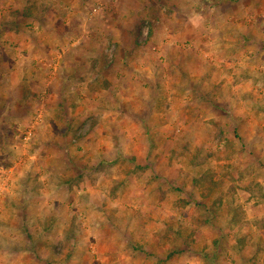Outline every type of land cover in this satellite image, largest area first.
I'll list each match as a JSON object with an SVG mask.
<instances>
[{
  "label": "rangeland",
  "instance_id": "1",
  "mask_svg": "<svg viewBox=\"0 0 264 264\" xmlns=\"http://www.w3.org/2000/svg\"><path fill=\"white\" fill-rule=\"evenodd\" d=\"M211 1L182 0V2L171 3V0H155L151 3L154 6L152 9L155 8L151 16L146 15L140 17L138 22L132 21L120 25L118 23L119 17L116 14L110 15L107 12L111 3H108V0H93L92 3H95L93 9H90L91 6L86 8L87 0H82V4L77 7V9L83 10L82 17L79 19L81 22L79 24L72 22V26L76 25L73 28L70 26L71 24L68 26L63 21L68 16V9H70L64 2L59 3L58 0H23V2L19 0H0V48L3 50H1L3 54L0 53L3 55V60L0 61V93L2 94L0 97L6 98L4 96L7 93L11 94L14 91L15 100L19 103L22 99L19 97L22 94L16 93V91L21 88V85L30 84L33 87V94L26 95L29 101L24 108L14 102V97H12L13 99L7 97L9 102L12 101L10 116L20 118V121L12 123L13 125H0V264L1 262L4 264H12V262L14 264H22V262L28 264L33 255L30 252L24 254V251L20 250L24 246L28 247L33 243L38 248L44 245L50 247L44 249V252L40 251V255L36 253L34 259L36 264H63L62 259H64L67 250L64 249L60 253V250L58 252L54 251V247H58L63 242L62 238L66 231L60 232V230L53 229L45 233L34 231L35 225L49 227L50 222L52 223L51 218L45 221L33 220L32 223L29 220L30 229L33 228L32 231H34L31 234L18 229L17 225L20 224V220H15L12 224L1 222V220H4V217L1 216L6 214L4 210H9L6 205L10 202L12 204V199L16 198L13 195L15 193V190L13 193V189H18L21 185L19 181H23L30 173H33V180L37 179V182L33 181L28 184L32 189H36L38 183L41 182L38 178L47 182L45 188L42 186L43 183H40L42 189L39 190L40 193L36 195L34 200V202H37L35 208L41 202L43 203L42 210L43 208L49 210L50 213L48 214L58 211L59 219H61L62 214L65 216L68 213V210L67 212L62 211L61 200L71 198V204L74 205L69 208L72 209V212H80L79 209L82 208L80 199L83 196L80 194H83L82 192L85 189L83 185L79 186L76 183L79 177L73 179L75 173H70L67 166L70 162L72 167L88 164L90 161L88 155L98 154L101 145L99 140L104 137L103 134H107L104 133L102 127L93 128L91 123L93 115L88 113L90 112L89 109H82V107H85L88 102H94V100H97L100 104H104V102L111 104V101L105 100L107 93L104 95L99 94L95 99L92 97L90 88L93 87L97 90L98 87H108L103 80L104 78L107 80V77L111 76V72L117 69L120 62L127 66L128 75L122 76L120 80L117 78L119 81H116V86L118 85V89L122 93L114 94V97L117 101H120L119 103L121 101H143L148 104L153 102L155 103L153 111H160L167 115L168 121H159L151 129L153 137L150 140V145L153 151L148 161L154 164L155 172L162 173L160 176L163 175L165 181H169L175 186L181 185L184 188L170 187L165 194L175 198L172 200V208L175 213L172 219L154 222L157 223L154 226V220L151 217L148 219L143 218L137 212L126 214V218H135L136 232H150L148 231L150 226V228L153 226L156 232L162 228L164 232L168 233V239L175 244V248H177V242L183 236V233L189 238L188 232H194V230L197 232L200 226L210 227V232L215 229H219L221 232H264V228L260 225L262 218L246 220V207L255 209L260 205L264 207V157L258 156L259 153L261 154L262 149L264 151V146H262L264 143L260 142L257 145V141L248 140L249 138L242 136L245 135L244 127L246 125L241 124V122L239 124L233 123L232 120H245L247 116L246 111L240 106L242 103L237 102L235 103L236 107L230 108L229 114L232 115V118L227 117L229 124L220 126L225 128L224 131L219 129L213 119L204 120V113H208V116L213 115L214 110L211 105L203 106V108H206L205 112H202L203 114L197 112L195 115L192 114V110L188 111L184 107L187 106L184 94L185 88L187 89V86L190 85L189 77L183 74V65L176 66L182 69H176L173 63L172 66L170 65L167 55L168 49L165 50L166 48H172L174 53H179L182 50L192 52V55L200 58L199 62L203 66L202 70L205 68L204 64L216 63L214 60L216 52L212 49L211 45L213 43L211 42L221 38L220 31L219 33L216 32L214 27L218 23L216 20H219L220 13L215 9H213V12L210 10L212 6L209 5L211 4L209 2ZM221 1H223L220 2L221 6L229 11L226 16H232L233 11L227 7L230 4H226L228 0ZM205 3L209 11L203 13L209 17L208 26L212 25V27L208 28L209 30L195 29L188 34V37L191 36L190 38L195 39L194 41L199 39L198 41H205L206 43L201 45L195 43L188 46V44L182 42L184 40H181L182 31L178 30V26H173L169 21L171 20L170 15H174L172 10L168 12L163 9L173 6L176 10L179 4H181L179 6L181 9L188 6L194 9ZM150 7L148 1L144 0L142 9L148 11ZM15 8L20 9L16 10ZM194 13L192 12V14ZM203 13L200 16L202 21L206 17ZM1 22H5L6 25L2 26ZM198 31L206 35H199ZM233 32L234 34L231 33L233 38L240 37L238 29H234ZM16 35H19L24 41L45 39V42H43L45 47L41 41L40 44L31 42L29 49L27 47L25 50L18 49L16 51V47L11 43ZM158 38H164L162 42H165V40H172V42H165V48L164 43H157ZM225 38H228V36ZM250 41L253 42L252 47H250L253 48L252 53L246 45L238 50L239 57L235 59V62H237L236 66L238 65L239 71L236 69L235 72L237 74L239 72V74L235 75L239 76L238 79H244L245 74L246 77L253 79L254 85L258 87V91L253 97L247 93L239 95V100L253 102L255 106L250 110V114L257 117L256 114L261 111V108L258 109L256 105L264 104V92L261 90V88H264V70L261 69L264 48L256 44V40ZM209 42L211 44H208ZM9 49L11 51L8 55L14 54L16 60H12L11 57L7 56L6 50ZM220 52L224 53L225 51L220 50L218 54ZM97 59L102 60L101 65H99L100 70L94 68L96 63L94 64L93 60ZM218 60L217 62L220 63L221 59ZM248 65L251 66L248 67ZM27 69L28 71H26ZM250 69L254 70L252 76L246 73ZM77 70H79V73L76 72ZM105 70L106 75L103 76L101 71ZM185 70L187 69L185 68ZM19 71L26 74L32 73L29 81L27 80L28 82L26 81L28 78L20 76ZM226 71L229 72V69H226ZM90 79L92 80L90 81ZM202 79L206 81L207 86H213L210 95L214 97V92L220 83H215V80L209 82L205 80L207 77H194L191 81L192 86L193 83L199 85V81L201 82ZM96 83L103 84L96 85ZM214 83L216 86L213 85ZM224 84H227V82L222 83V85ZM229 84L227 87L230 86ZM88 90L89 92H87ZM228 95H232V92ZM108 98L112 99V96ZM254 98L259 103L254 102ZM148 111L152 110H149V108L143 109V111L136 109L133 112L130 110V113H128V109H122V112L117 116L125 117V123L132 125L133 118L143 117L144 113H149ZM189 115L192 119L195 118L193 122L189 121ZM7 117L9 116L7 115ZM76 117H81L83 122L74 123L73 120V123L68 124L69 118ZM54 120L58 121L57 125L54 124ZM114 130V128H107L106 132L117 136V131ZM226 131H229L228 133L235 137L237 144L234 140L228 139ZM97 132L100 137L95 135ZM254 136H261V132L256 131ZM56 137H58V140ZM130 143L128 141L125 144L128 146ZM76 153L77 156L82 157H79L74 163L72 159ZM167 153L169 157H167ZM31 156H34L33 159L30 158ZM123 159L120 161L121 164L118 165H99V168L97 167L99 172H95L96 174L93 177L95 179L100 178V184L106 182V179L114 174L123 177L118 181L114 180L112 183L111 180L109 181L112 196L116 195L121 184L130 179L131 172L135 173L134 177L137 180L142 178L145 181L148 180L147 183L153 176V171L146 173L147 168L136 166L133 158L128 159V162H126V158ZM167 159H169V162H167ZM132 163L135 165H132ZM38 166L41 168H38ZM101 167L106 170H101ZM34 171L36 174H34ZM206 173L208 176L214 175L213 179L217 183L216 187L212 188L210 192L205 189L206 187H197L193 183L194 179H198ZM12 175L15 176L14 180L10 178ZM54 177L55 184H53ZM93 178H88L91 184H94L91 182ZM69 181L70 184L74 182L79 189L74 188L70 191L66 185L61 189L58 188L61 185L59 183ZM156 181L161 182L158 177L155 178ZM90 183L88 184L90 185ZM52 184L56 185V188L52 187ZM186 191H190L189 196ZM16 192L22 193L23 190L19 188V191ZM36 192L38 193V191ZM76 192H80V194ZM183 194L190 199L189 202L180 198L183 197ZM160 197L161 199L165 197L162 192H160ZM197 198L202 202L203 200L210 202L208 204L210 212L205 217L199 218L197 216L195 221H191L190 214L192 213V216L198 212L195 210L194 205H191ZM188 205H191L190 208L194 209L182 213V208H186ZM214 215L215 218L210 219L208 224H203L204 220L212 218ZM83 219V216H79L78 222L74 219L75 232H77L76 244L80 233L79 226L82 230L83 226L88 225L87 221ZM8 226L13 228V232H10L11 236L6 231ZM55 227L57 226L55 225ZM179 232H182L180 237ZM101 233L96 234L99 241L103 240ZM177 234L179 239H175ZM261 240V237L256 234L254 238L255 249L259 246L262 247ZM12 243L21 247H17L16 250L14 249L15 245ZM85 244L90 250L88 256L91 261L102 264L103 256L99 252L100 246L97 240L93 237H87ZM211 246V244H203L204 250L212 253L211 255L205 251L206 255L210 257L207 259L206 264L215 262V259L211 258L215 250ZM250 254L251 257L254 255L253 253ZM84 256L85 253L81 251L75 252V255L73 254L74 264L83 262ZM190 262H196V258H192ZM204 263L202 262V264Z\"/></svg>",
  "mask_w": 264,
  "mask_h": 264
},
{
  "label": "crops",
  "instance_id": "2",
  "mask_svg": "<svg viewBox=\"0 0 264 264\" xmlns=\"http://www.w3.org/2000/svg\"><path fill=\"white\" fill-rule=\"evenodd\" d=\"M19 1L23 2V0H19ZM58 1L59 3L64 2L65 5L70 7V9H68V16L63 19L66 25L69 26L72 22L73 23L77 22V24H79L81 22V20L79 19L82 17L83 10L77 9V7L78 5L82 4V0H58ZM92 1L93 0H87L86 8L88 6H91L90 9L94 8L95 3L94 2L92 3ZM147 1L148 4L151 5L148 11L142 9V6H144V0H108V3L109 2L111 3L109 4L110 7L108 8L107 12L110 15L116 14L117 17H119L118 23L120 25L121 24L125 25L126 23L132 21L138 22L140 17L146 15L151 16V14L154 13L155 11V8L152 9L154 7L153 4H151L155 0H147ZM173 2L174 3L182 2V0H171V3ZM220 2L222 3L223 1L212 0L211 2H209L211 3L209 5L212 6L210 10H212L213 12L214 11L213 9H215L220 13L218 18L219 20H216L218 23L214 27L216 32L219 33L220 31L221 38L220 40L218 39L211 42L213 43L211 47L216 52V57L214 59L216 63L214 62L211 64L209 63L204 64L205 68L204 70H202L203 66H201L199 62L200 58L192 55L191 54L192 52L182 50L179 53L177 52L174 53L173 52L174 50L172 51V48H166L165 42H172V40L169 41L165 40V42H162L164 41V38H158L157 43L158 42L164 43V47L166 48L165 50L168 49L167 55L170 60V65L172 63L175 65V67L179 65H183V69L185 71V72L183 71V74L184 75L186 74L189 77L190 85L187 86L188 87L187 89L185 88V94H184L185 95L184 100L187 103L186 104L187 106L184 107L188 111L192 110L193 111L192 114H195L197 112L203 114L202 112H205L206 110V108H203V106L207 104L211 105V107L214 110L213 115L208 116V113H204L205 114V115L203 114L204 120L213 119V121L216 122V125L219 126V129L224 131L225 128L223 127L221 128L220 126H225L229 124L227 117H230V119L232 118V115L229 114L230 108L231 107L233 108L234 106L236 107L235 103L237 102H239L240 104L242 103L240 106L244 111H246L247 114L245 120L240 119L238 121L236 120H232V121H234L233 122L234 124H239L241 122V124L246 125V127H244L245 135L242 136L249 138L248 140L257 141L256 144L258 145V143L260 142L264 143V104L256 105L258 109L261 108L260 109L261 111L257 112L256 114L257 117H255L250 114V110L253 109L255 106L253 105V102L252 101L246 102L239 100V95H243V93L250 94L253 97V95L258 91L257 90L258 87L254 85V80L251 79L250 77H246L245 74H244L245 76L244 79L243 78L238 79L239 76L235 75L237 74L235 70L236 69L238 70V65L236 66L237 62H235V59L239 57L238 54L239 48L243 47L244 45H246L247 48L250 49V52L253 51V48L252 49L250 48L252 47L253 42H251L250 40H256L255 43L261 46L262 48H264V0H228L226 1V4L229 3L230 5H228L227 7L229 10L233 11L232 16L230 17L226 16L229 13V11H226L227 9L223 8ZM180 5L181 4H179V6ZM179 6L176 8V10L173 6H168V9L164 8L163 10L166 9L168 12L172 10V13L174 15L172 16L170 15L171 20L169 21L170 23H172L173 26H178L177 28L178 30L180 29L182 31L181 34H183V36L181 40H184L182 42L188 44V46L189 44L198 43L201 45L206 43L205 41L202 42L198 41L199 39H196V41H194L195 39L190 38L191 36L188 37V34L193 32L195 29L209 30L208 28L212 27V25L208 26L209 17L206 14H204L207 12V10L209 11L206 3L200 6L199 8H194V9H191L190 6L186 7L185 9H181ZM15 9L17 10L20 8H15ZM173 10L175 11L173 12ZM192 12L195 13L192 14ZM202 13L204 16H206L204 17L205 19L202 17L204 21L200 20L201 18L200 16L202 15ZM1 25L4 26L6 24L5 22H1ZM70 26L75 28L76 25L72 26L71 24ZM234 29H238V31H240V37L233 38L232 34H234L233 32ZM197 33L199 35L202 34V32L199 31ZM205 35H206L205 33L202 34V36ZM226 36H228V38H225ZM12 40L13 41H11V43L13 46L16 47L15 48L16 51L18 49L25 50L27 47L29 49L31 42L34 44H40L42 42V45L45 47V43H43L45 42V39L42 40L38 39V41H36V39H32V40L30 39L31 41H24L23 38H21L19 35H16L13 37ZM211 43L209 42L208 44ZM222 46H224V48H222ZM1 50L2 49L0 48V51ZM220 50L225 52L224 53L220 52V54H218ZM2 51L0 52L1 54H3ZM6 51L8 57H11L12 60H16V58H14V54L8 55L11 49ZM1 54H0V61L3 60L2 57L3 55ZM253 57L255 56L253 55ZM253 57H252V61L254 60ZM218 59H221L220 63L217 62L219 61ZM93 61L94 64L96 63L94 68H98V70H100L99 65H101L102 60L97 59ZM262 65L263 66L261 69L264 70V51L262 52ZM250 66L251 65H248V67ZM185 68L187 70H185ZM127 69H128L127 66L123 62L122 63L120 62L119 65L117 66V69H114L111 72V76H108L107 80L105 78L103 80L104 83H106V86L108 87H101V88L98 87L99 89L97 90H95L93 87L90 88L92 90L91 91L92 97L95 99H97L99 94L104 95L107 93L105 96V100L111 101L110 102L111 104L106 102H104V104L102 103L100 104L99 102H97V100H94V102H90V103L88 102L85 104V107H82V109H89L90 112L88 113L93 115L92 116L93 120L91 122L93 128L102 127L104 133L107 134H103L101 132L105 138L103 137L100 138L99 140L101 142V145L99 147L100 151H98L97 155L94 156H91V154L88 155L90 156L89 159L90 161L88 162V164L86 163L83 166L77 165L72 167L70 162L69 165L67 166L70 173H75L73 179L79 177L80 182L78 183L79 181L78 180L76 181V183L79 186L83 185L85 189V191L82 192L83 194H80V192L78 193L76 192L77 194L83 195L81 196L80 199L81 201L80 206L82 208L80 209L78 208L80 212L79 213H76L75 211L72 212V209L69 208L70 206L72 207L74 205L71 204L72 203L71 198L61 200L62 211L67 212L68 210L67 215L64 216V214H62L63 216L61 219H59L58 211L56 213H51V214H48L50 213V211L47 209L43 208L44 210L43 211L42 210L43 203L41 202L40 205H38L35 208L34 206L37 205V202L36 201L34 202V200L36 199V195L40 193L39 190L41 191L42 189L40 183L41 184L43 183L42 186L45 188L47 182L44 179L38 178V180H40L41 182L38 183L36 189L34 188L32 189L28 184L32 183L33 181L37 182V179L33 180L34 178L32 177L33 173L32 174L28 173L29 175H27L26 177L24 176L25 178L23 181H19V183H21V185H19V188H22L23 192L17 193L16 191H19V188L13 189V193L15 190V193L13 195L16 198L12 199V204L10 202L9 204L6 205L9 207V210L8 211L4 210L6 214L5 215L3 214L1 216L4 217V220H1V222L12 224L13 221L20 220V224L17 225L18 229L19 230L21 229L27 233L30 232L31 234L34 231L35 232L38 231L42 233L50 232L52 229L56 231L60 230V232H64L70 228V225L74 221V219L75 221L77 220L76 222H78L79 216H83L84 218L83 220H86L88 225L86 227L83 226L82 230L79 226L80 233L78 237V243L75 244L73 248L72 258L70 259V261H67L65 264H74L73 254L75 255V252H79V251L85 253L84 260L80 264H96L95 262H93V260L91 261L90 257L88 256V254H90L89 252L90 250L87 246H85L87 237H91V238L93 237L94 239L97 240V243L100 246L99 252L102 253L103 256L102 264H160L159 262L162 261L164 263L161 264H202V262L204 263V261H205L204 264H206L207 259H209L210 257L207 256L205 252L207 251L208 253V250H204L203 244L205 243L207 245L211 244L215 250L214 255L211 257L215 259V262L210 263L208 261L209 262V263L207 262L208 264H264V232H231V231L221 232V230L219 229H215L212 232H210L211 229L210 227L200 226L197 229V232L195 230L194 232H188L189 238L186 237L185 233H183V236L177 242V248H175L174 247L175 244L170 242L168 237H166V234L168 233L164 232L162 228L160 229V231L157 230L158 232H156L154 230L155 228H153V226L152 228H150L151 227L150 226L148 229V231L150 232H136L137 224L135 222V218L125 217L126 214H132L137 212L143 218L148 219L151 217L154 220L153 221L154 226L157 225V223L154 222L172 219L174 218L175 215L174 210L172 208L173 205L172 200H174L175 198L173 196L169 197L168 195L165 194L170 187L174 188L177 186L176 188L178 189L179 188L184 189L183 186L181 185L175 186L169 181H165L164 176L163 175L160 176L162 173L159 174L158 172H155L154 164L148 161V159L150 160L149 156L152 155L151 152L153 151L150 145V140L153 137V132L151 131V129L159 121H163V120L168 121L167 115L160 111H155V110L153 111L155 107V103L153 102L148 104L147 102H143V101L140 102L121 101V103H119L120 101H117L116 97H114V94L122 93V91L118 89V85L116 86V81H119L120 78H122V76L124 77L128 75ZM176 69H182V68L176 67ZM226 69H229V72H227ZM26 71H28V69ZM253 71H254L253 69L252 70L250 69V71L249 72L246 71V73L252 76L254 74ZM76 72L79 73V70H77ZM105 72L106 70L101 71V74L104 76L106 75ZM19 75L22 77H27L28 79H26V81L27 80L29 81L30 77L32 76V73L26 74V73H21L19 71ZM194 77L197 78L207 77V79L205 80L209 82L215 80L216 81L215 83L217 84L220 83L219 86L217 87V90L214 92V97L210 95L213 86L210 85L207 86L206 81H204V79H202L201 82L199 81V85L193 83L192 86L191 81L193 80ZM210 77L212 79H209ZM117 78H119V80H117ZM91 80L92 79H90V81ZM223 82H227V84L222 85ZM215 83L213 84L214 86H216ZM101 84L96 83V85H101ZM228 84L230 86L227 87ZM230 88L231 90L229 91ZM32 90L33 87L30 84H23L21 85V88L18 91H16V93L22 94V96L19 97L22 98L21 101L19 102L21 104H19L15 100L16 96L15 94H13L14 91L11 94L7 93V95L4 96L6 98L0 97V125H8V124L13 125L12 123H18L20 121V118L10 116V113L12 112L11 110L12 101L9 102V99H7V97H11V98L14 97V102L18 103L19 106L24 108L29 101L26 95H28L29 93L33 94ZM261 90L264 92V88H261ZM87 92H89V90ZM231 92L232 95H228ZM1 95L2 94L0 93V96ZM108 95L112 96V99L108 98L109 97ZM25 99L27 100L24 102ZM254 102H258V100L254 98ZM148 108L149 110L151 109L152 111L150 112L148 111L149 113H144L143 117H138L137 119L136 117L135 118L132 117L134 120L132 125H128L127 123H125L126 120L125 117L117 116L122 112V109L125 110L128 109V113H130V110H132V112L136 109H140L141 111H143V109H148ZM7 115L9 117H7ZM5 117L7 118V120ZM188 119L189 121L191 120L193 122L195 118L192 119L189 115ZM73 120L74 123H79L78 121H80V123L83 122L81 117L80 118L76 117V118H69L68 124L73 123L72 122ZM54 124L57 125L58 121L54 120ZM256 126L259 127L256 128ZM107 128L108 129L114 128L117 131L116 132L117 136H114L113 134H108V132H106ZM256 131H260L261 136H254ZM226 132L228 139L232 141L234 140L235 144H237V141H235L234 139L235 137L231 133H228L229 131ZM95 135L98 136L99 135L98 132ZM56 139L58 140V137H56ZM128 141H130L131 143L127 146L125 143ZM259 148L261 149L262 147ZM258 156L264 157L263 149L261 154L259 153ZM33 157L34 156H31L30 158L33 159ZM79 157L82 156H77V153L74 154V158L72 159L73 162L75 163ZM167 157H169L168 153H167ZM123 158H126V162H128V159L133 158L136 166H142L144 168H147L146 173H151L153 171L152 174L153 176H151L152 179H149V183H147L148 180L145 181L142 178L141 179L139 178L137 180L134 177L135 173L131 172V174L129 175L130 179L129 180L127 179L126 183L121 184L119 190L116 192V195L112 196L111 186H109V181L111 180L112 183L114 180L118 181L120 178L123 177H121L119 174H114L110 178L106 179V182H103L102 184H100V178L95 179L93 177L96 174L95 172H99L97 169V167L99 168V165H103V166L108 164L118 165L121 164L120 161ZM167 162H169V159H167ZM135 164L132 163V165ZM38 168L41 167L38 166ZM101 168H102L101 170L105 169L103 167ZM12 169L14 168L12 167ZM34 174H36V172ZM14 177L15 176L12 175L10 178L14 180ZM90 177L93 178L91 182L94 184H91L88 181V178ZM156 177H158V179H160L161 182H157V181L155 182ZM54 181H55V177L53 178V184H55ZM73 183L70 184V181L65 183H59V185L60 184L61 185L58 186V188L61 189V187H65L66 185V187H68L69 190L72 191L74 188H78L76 187L75 183L74 184ZM88 183H90V185ZM53 184L52 187L56 188V185ZM36 191H38V193ZM160 192H162L165 196L162 199L160 197ZM186 193L189 196L190 191H186ZM182 196L183 197L180 198L185 199L189 202L190 199L187 198L185 194H183ZM195 200L196 201H194L191 205H194L195 210L198 212L196 214H193L192 216H191L192 213L190 214L189 217L191 221H195L197 216L199 218L203 216L205 217L207 216L206 214L210 212L209 209L210 206L208 205L210 202L208 200H203V202L200 201L198 198ZM191 205H188V207L186 208H182V213H186V211H189L190 209H194L192 207L190 208ZM246 211H247L246 220L250 218L258 220L264 217V207H261V205L257 209L246 207ZM50 218L52 219V223L50 222L49 227H41L42 225L41 226L35 225L34 231H32L33 228L30 229L28 222L29 220L30 223H32L33 220L45 221L46 219H50ZM24 223L25 225H23ZM55 225L57 227H55ZM6 231H8L7 234L11 236L10 232H13V228L11 226H8L6 228ZM99 232L100 233L102 232L101 233L102 236L101 238H103L102 241H99L97 239L98 235L96 234H98ZM256 234H258V236L261 237L262 239L260 242L262 244V247L259 246L257 249L254 248V238ZM33 244L29 245L27 249H25V246L22 248V250L18 249L20 251H24V254L30 252L33 255L31 257L32 260L28 264L30 263L36 264V262H34V259L36 258L35 257L36 253L40 255V251L44 252V249L50 248L47 245H44L42 247L40 246L39 248L35 246L33 247ZM17 247H21V246L15 245L14 249L17 250ZM35 248L37 249V251H35L36 250ZM58 250H61L60 245L58 246ZM250 253H253L254 255L251 257ZM170 254L173 255L171 258H168ZM208 254L212 255V253H208ZM192 258L194 259L196 258V262L191 263L190 260H192ZM1 264L4 263L1 262ZM12 264L14 263L12 262ZM22 264H27V263L22 262Z\"/></svg>",
  "mask_w": 264,
  "mask_h": 264
},
{
  "label": "trees",
  "instance_id": "3",
  "mask_svg": "<svg viewBox=\"0 0 264 264\" xmlns=\"http://www.w3.org/2000/svg\"><path fill=\"white\" fill-rule=\"evenodd\" d=\"M214 175H210L208 176L207 173L203 174L200 178L198 179H194L193 183L195 184V186L197 187H206L205 189H207L208 192H210V190L214 187H216L215 185L217 184L216 181L213 179ZM183 202H185L184 200H182ZM185 205V204H184ZM215 215L212 218H207L206 220H204L203 224H208L210 222V219H214ZM261 227L264 228V217L261 219ZM75 221H73L70 225V228L64 233V237H63V242L60 244L61 246V250L60 253L64 251V249L67 250V253L65 254L64 259H62V262L65 264L67 261H70V259L72 258V251L73 248L76 244V240H77V232H75ZM185 231V230H184ZM182 234V232H179V237ZM166 237H168V234H166ZM178 234L175 237V239H179ZM35 246V244H33V247ZM28 247H25V249H27ZM54 251L58 252V247H54ZM175 253V252H174ZM173 254H170L168 256V258H171ZM164 263L162 262H159Z\"/></svg>",
  "mask_w": 264,
  "mask_h": 264
}]
</instances>
